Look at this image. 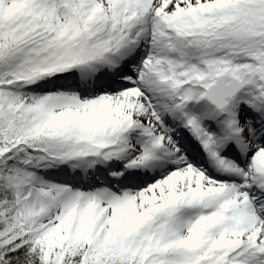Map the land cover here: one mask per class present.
I'll list each match as a JSON object with an SVG mask.
<instances>
[{"label": "snow or ice", "instance_id": "6c2138e0", "mask_svg": "<svg viewBox=\"0 0 264 264\" xmlns=\"http://www.w3.org/2000/svg\"><path fill=\"white\" fill-rule=\"evenodd\" d=\"M0 264H264V0H0Z\"/></svg>", "mask_w": 264, "mask_h": 264}]
</instances>
